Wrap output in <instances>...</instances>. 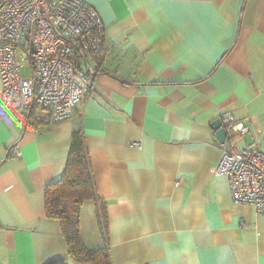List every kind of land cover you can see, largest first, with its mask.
<instances>
[{"label": "crops", "instance_id": "0c3cea01", "mask_svg": "<svg viewBox=\"0 0 264 264\" xmlns=\"http://www.w3.org/2000/svg\"><path fill=\"white\" fill-rule=\"evenodd\" d=\"M89 1L109 44L85 56L92 88L72 116L20 125L0 104V264H87L45 207L76 129L106 205L105 225L95 199L81 206L89 248L112 264H264V214L215 173L226 141L264 150V0ZM228 110L245 130L222 142Z\"/></svg>", "mask_w": 264, "mask_h": 264}, {"label": "built area", "instance_id": "2783aa9c", "mask_svg": "<svg viewBox=\"0 0 264 264\" xmlns=\"http://www.w3.org/2000/svg\"><path fill=\"white\" fill-rule=\"evenodd\" d=\"M106 25L89 0H0L1 107L20 125L37 110L52 120L70 118L92 88L84 65L108 49ZM229 135L245 130L231 111L222 116ZM12 152L20 154L19 144ZM216 174L229 177L232 198L264 214V150L225 142ZM179 184V182H177Z\"/></svg>", "mask_w": 264, "mask_h": 264}, {"label": "trees", "instance_id": "16d2710c", "mask_svg": "<svg viewBox=\"0 0 264 264\" xmlns=\"http://www.w3.org/2000/svg\"><path fill=\"white\" fill-rule=\"evenodd\" d=\"M31 118H35L32 114ZM29 120V121H30ZM95 199L101 221L105 225L106 205L99 199L91 171L88 150L80 129L73 131L67 165L60 179L45 189L46 215L60 222L70 259L78 263L112 264L109 247L89 248L80 230V209L85 200ZM104 227V234L105 233ZM49 264H69L59 259Z\"/></svg>", "mask_w": 264, "mask_h": 264}, {"label": "water", "instance_id": "95a60500", "mask_svg": "<svg viewBox=\"0 0 264 264\" xmlns=\"http://www.w3.org/2000/svg\"><path fill=\"white\" fill-rule=\"evenodd\" d=\"M213 127L217 130L218 137L222 142H225L227 140V137L229 135V130L224 125L221 118H217L212 122Z\"/></svg>", "mask_w": 264, "mask_h": 264}]
</instances>
